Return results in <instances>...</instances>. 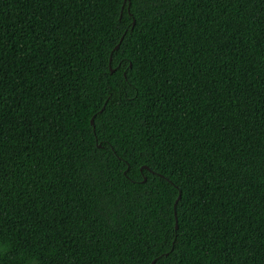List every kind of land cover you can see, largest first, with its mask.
<instances>
[{"label":"trees","instance_id":"trees-1","mask_svg":"<svg viewBox=\"0 0 264 264\" xmlns=\"http://www.w3.org/2000/svg\"><path fill=\"white\" fill-rule=\"evenodd\" d=\"M154 259L264 264V0H0V264Z\"/></svg>","mask_w":264,"mask_h":264},{"label":"water","instance_id":"water-1","mask_svg":"<svg viewBox=\"0 0 264 264\" xmlns=\"http://www.w3.org/2000/svg\"><path fill=\"white\" fill-rule=\"evenodd\" d=\"M133 23H134V21H133ZM123 37V36H122ZM122 37L120 38V40L122 39ZM119 46V43H117L116 45H115V48H117ZM90 122H91V124L94 126V119H93V117L90 119ZM146 167V166H145ZM147 168V167H146ZM177 201V200H176ZM175 228H177V221H176V223H175ZM154 261H155V259L154 260H152V262H151V264H154Z\"/></svg>","mask_w":264,"mask_h":264},{"label":"clouds","instance_id":"clouds-1","mask_svg":"<svg viewBox=\"0 0 264 264\" xmlns=\"http://www.w3.org/2000/svg\"><path fill=\"white\" fill-rule=\"evenodd\" d=\"M31 264H35V261L33 260V261H31Z\"/></svg>","mask_w":264,"mask_h":264}]
</instances>
